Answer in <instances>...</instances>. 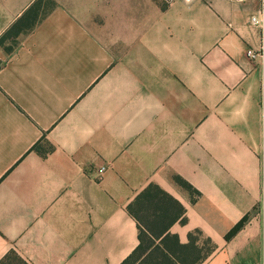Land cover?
<instances>
[{"label":"crops","instance_id":"0c3cea01","mask_svg":"<svg viewBox=\"0 0 264 264\" xmlns=\"http://www.w3.org/2000/svg\"><path fill=\"white\" fill-rule=\"evenodd\" d=\"M259 8L0 0V264H122L150 185L185 208L181 244L210 241L197 264H264Z\"/></svg>","mask_w":264,"mask_h":264},{"label":"trees","instance_id":"16d2710c","mask_svg":"<svg viewBox=\"0 0 264 264\" xmlns=\"http://www.w3.org/2000/svg\"><path fill=\"white\" fill-rule=\"evenodd\" d=\"M17 27L16 24L11 31L14 32ZM13 41L14 46L8 48L10 53L18 45L16 39ZM0 45L4 46L2 39ZM176 182L185 190L195 192V189L181 178L177 177ZM128 211L138 222L139 245L122 264H197L202 258L203 250L210 249L209 240L205 241L203 249L198 247L197 242L202 235L199 231L190 234L189 243L186 245L181 244L178 237L170 233L174 224L186 223V211L178 200L157 185H150L142 191L128 206ZM250 218L251 213L238 222L228 232L226 240H230L242 230Z\"/></svg>","mask_w":264,"mask_h":264},{"label":"built area","instance_id":"2783aa9c","mask_svg":"<svg viewBox=\"0 0 264 264\" xmlns=\"http://www.w3.org/2000/svg\"><path fill=\"white\" fill-rule=\"evenodd\" d=\"M165 2H170L173 0H164ZM238 3H243L246 0H235ZM251 24L258 28L260 31V43L259 47L254 49L250 48L247 50V57L250 58L251 60H257L259 62V65L261 66L263 72H264V0H260V8L259 10L252 15L251 17ZM262 160H264V155L262 157ZM106 170V167H102L98 175L99 177L102 176L103 172Z\"/></svg>","mask_w":264,"mask_h":264}]
</instances>
